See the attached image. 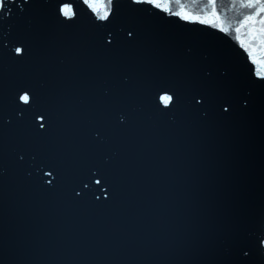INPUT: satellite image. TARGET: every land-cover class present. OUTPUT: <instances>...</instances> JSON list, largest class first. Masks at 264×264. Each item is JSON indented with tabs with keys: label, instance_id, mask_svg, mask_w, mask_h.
Segmentation results:
<instances>
[{
	"label": "water",
	"instance_id": "water-1",
	"mask_svg": "<svg viewBox=\"0 0 264 264\" xmlns=\"http://www.w3.org/2000/svg\"><path fill=\"white\" fill-rule=\"evenodd\" d=\"M0 264H264V0H4Z\"/></svg>",
	"mask_w": 264,
	"mask_h": 264
},
{
	"label": "snow or ice",
	"instance_id": "snow-or-ice-1",
	"mask_svg": "<svg viewBox=\"0 0 264 264\" xmlns=\"http://www.w3.org/2000/svg\"><path fill=\"white\" fill-rule=\"evenodd\" d=\"M109 2H111V0H109ZM148 2H150V0H148ZM3 3H4V0H0V11L3 10ZM250 15H251V14H250ZM246 18H247V17H246ZM17 51L19 52L20 50L17 49ZM22 99L27 100L28 97H27V96H24V97H22ZM169 99H170V98H169Z\"/></svg>",
	"mask_w": 264,
	"mask_h": 264
}]
</instances>
